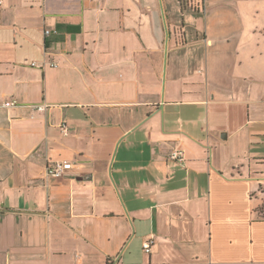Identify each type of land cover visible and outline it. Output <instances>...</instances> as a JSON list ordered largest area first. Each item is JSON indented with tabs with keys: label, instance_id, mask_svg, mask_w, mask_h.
I'll list each match as a JSON object with an SVG mask.
<instances>
[{
	"label": "crops",
	"instance_id": "0c3cea01",
	"mask_svg": "<svg viewBox=\"0 0 264 264\" xmlns=\"http://www.w3.org/2000/svg\"><path fill=\"white\" fill-rule=\"evenodd\" d=\"M191 1L2 0L0 264H264V0Z\"/></svg>",
	"mask_w": 264,
	"mask_h": 264
},
{
	"label": "built area",
	"instance_id": "2783aa9c",
	"mask_svg": "<svg viewBox=\"0 0 264 264\" xmlns=\"http://www.w3.org/2000/svg\"><path fill=\"white\" fill-rule=\"evenodd\" d=\"M192 1H194V0H192ZM1 2H2V0H0V3ZM45 34L48 35L49 31H46ZM31 65L35 66V63H32ZM50 66L55 67L56 65L51 64ZM18 105H19V103L16 100H10V101H5L4 103L0 104V107L13 108V107H17ZM45 107H46L45 105H41V106H37L36 109L38 111H43L45 109ZM167 159L171 160V161H177L179 163H182L184 161L183 154L179 150L170 151L168 156H167ZM71 167H72L71 163H52L47 168V176L54 177V178H61L67 173V171H69L71 169ZM1 210H2V207L0 205V211ZM151 245H152L151 240L145 241L143 243V251L147 254L150 253ZM114 264H116V263H114Z\"/></svg>",
	"mask_w": 264,
	"mask_h": 264
},
{
	"label": "water",
	"instance_id": "95a60500",
	"mask_svg": "<svg viewBox=\"0 0 264 264\" xmlns=\"http://www.w3.org/2000/svg\"><path fill=\"white\" fill-rule=\"evenodd\" d=\"M165 28H166V25H165ZM159 108H160V110H161V109H162V105H160V107H159Z\"/></svg>",
	"mask_w": 264,
	"mask_h": 264
}]
</instances>
